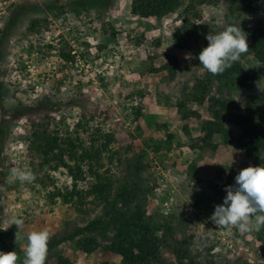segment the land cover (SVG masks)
I'll return each instance as SVG.
<instances>
[{"label": "rangeland", "instance_id": "1", "mask_svg": "<svg viewBox=\"0 0 264 264\" xmlns=\"http://www.w3.org/2000/svg\"><path fill=\"white\" fill-rule=\"evenodd\" d=\"M72 1L0 0V125L2 107L9 115L0 137V251L24 258L26 240L15 241L17 226L9 227L13 216L24 220L22 236L46 228L49 247L105 210L93 198L76 207L52 196L73 191L74 182L63 166L41 168L43 159L31 141L47 131L79 139L87 149L93 141L95 146L107 141L98 168L112 180L113 191L125 178L141 182L146 195L137 204L144 206L158 247L156 260L147 264H178L173 246L184 241L192 264H264V228L241 234L210 220L239 171L261 166L236 142L244 129L231 116L245 114L246 101L263 95L264 79L249 89L234 88L209 76L198 60L207 35L234 23L228 21L226 0L198 8L194 21L202 37L191 36L183 48L173 34L183 25L187 5L162 18H144L132 13L133 0H111L101 8ZM238 21L264 27V14ZM247 42L249 50L239 61L248 73H259L262 65ZM198 79L212 82L203 103L194 100L201 95L194 90ZM224 101L230 106L225 126L233 139L224 134L208 139L205 122L213 120L212 107ZM25 165L36 175L32 184L11 176L13 167ZM94 183L87 175L78 190ZM113 236L110 230L100 234L92 254L76 242H58L45 264H61V259L128 264L109 250Z\"/></svg>", "mask_w": 264, "mask_h": 264}, {"label": "trees", "instance_id": "2", "mask_svg": "<svg viewBox=\"0 0 264 264\" xmlns=\"http://www.w3.org/2000/svg\"><path fill=\"white\" fill-rule=\"evenodd\" d=\"M72 2L77 6L90 8L108 7L111 4V0H75ZM217 2L219 1L133 0L132 13L144 18H162L171 12H176L183 5H187L184 17H182L183 25L173 34L175 44L183 48L189 45L191 36L202 37L200 27L194 21L198 8L204 4L213 5ZM226 3L230 9L228 21L234 22V24L244 16L264 14V0H226ZM239 25L246 29L247 39L252 42L254 57L262 65L261 71L248 73L240 61H237L221 75H212L209 72L208 74L221 83L228 82V85H232L234 88L249 89L256 80L264 79V27H251L242 22H239ZM211 85L212 82L198 79L194 90H200L201 95L195 96L194 100L203 103ZM217 104L212 107L213 120L205 122L204 129L208 133L207 138L211 139L215 134H224L227 139H233L224 121L230 111V106L227 101L221 104L217 102ZM1 109L3 116L1 117L0 137L5 135L4 125L6 117L9 116L4 107ZM231 120L232 123L240 125L244 129L242 138L236 141L241 149L246 151L249 159L264 166V93L262 96L250 97L246 101V113L232 115ZM33 140L31 145L43 159L41 168L43 170L58 169L63 166L68 169L74 182L73 191L65 194L59 190L52 195L54 198L60 197L64 203H74L76 207L79 204L83 205L86 199L93 198L105 207L102 217L83 228H78L68 238L55 241L48 247V251L61 242L72 241L76 242V245L85 253L92 254L100 246L98 239L100 234L104 236L106 231L110 230L114 232V236L109 250L120 254L126 263L147 264L156 260L158 247L153 243L155 232L146 217L144 206L141 202L137 204L140 196L146 195L141 182L134 181L132 177L125 178L113 191L112 180L99 171L102 152L108 151L107 141L106 145L101 144L100 146H95L93 141L91 147L87 149L82 142H79V139L75 140L71 136L61 137L47 131L35 133ZM2 151L0 145V165ZM110 153L113 152L110 151ZM87 175L91 176L95 183L87 191L78 190L79 182L84 181ZM169 230L172 229L169 228ZM0 239L3 240L1 222ZM187 244V241L176 242V245L173 246L178 264H192L189 263L191 252ZM60 262L61 264H71L65 259H61Z\"/></svg>", "mask_w": 264, "mask_h": 264}, {"label": "clouds", "instance_id": "3", "mask_svg": "<svg viewBox=\"0 0 264 264\" xmlns=\"http://www.w3.org/2000/svg\"><path fill=\"white\" fill-rule=\"evenodd\" d=\"M217 25L221 26L220 20ZM247 35L240 25L234 23L222 25L221 31L210 32L206 37L207 47L198 55L200 65L212 75L223 74L248 52ZM11 176L21 184H32L36 180L35 173L27 165L13 167ZM235 182V186L225 188L227 195L223 204L215 206L210 220L217 228H235L241 234L259 232L264 228V166H248L240 170ZM12 225L18 229L15 241L26 240L24 258L20 261L16 251H0V264H45L51 238L49 231L46 228L34 230L22 236L20 229L24 220L19 216L11 218L9 227Z\"/></svg>", "mask_w": 264, "mask_h": 264}]
</instances>
